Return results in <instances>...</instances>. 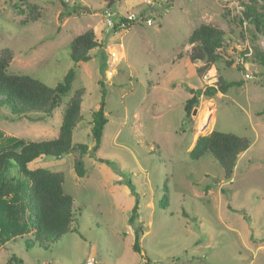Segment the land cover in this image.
<instances>
[{
	"label": "rangeland",
	"instance_id": "rangeland-1",
	"mask_svg": "<svg viewBox=\"0 0 264 264\" xmlns=\"http://www.w3.org/2000/svg\"><path fill=\"white\" fill-rule=\"evenodd\" d=\"M147 1L156 6L149 8ZM253 1L0 0V54H11L8 74L53 88L74 72L51 118L17 116L0 106V147L55 139L68 101L81 92V121L71 146L88 149L85 155L68 151L61 159L28 164L30 170L63 174V192L79 208L75 233L42 247L25 245L30 233L17 236L0 246V264H16L9 262L12 256L21 264H82L89 254L96 264H264V68L244 60L256 48L264 51V37L242 16ZM125 11L152 24L108 31L106 17ZM27 14L39 18L22 25ZM201 24L225 33L214 63L194 60L200 51L187 44ZM87 30L99 46L87 62L74 64L70 43ZM113 51L121 58L110 57ZM237 60L240 71L227 65ZM213 71L215 88L220 79L241 86L211 99L200 95L186 116L188 91L202 93V76ZM101 104L107 123L92 157L93 113ZM211 131L251 143L230 181L209 153L189 158L198 137ZM76 162L82 163V178ZM137 227L142 254L132 250Z\"/></svg>",
	"mask_w": 264,
	"mask_h": 264
},
{
	"label": "trees",
	"instance_id": "trees-1",
	"mask_svg": "<svg viewBox=\"0 0 264 264\" xmlns=\"http://www.w3.org/2000/svg\"><path fill=\"white\" fill-rule=\"evenodd\" d=\"M35 11L34 9L33 12ZM242 16L245 22L253 26L256 34L264 36V0H254L252 5L245 6ZM38 18L37 14H27L22 25L34 22ZM129 26L131 24L124 27ZM120 28L121 25L117 23L112 31L116 32ZM224 38L223 31L208 24H201L191 33L187 44L197 46L200 51L194 60L204 59L208 63H214L220 58V51L223 52ZM98 46L93 31L87 30L71 41L69 57L74 64L87 62L90 59L89 53ZM239 54L243 57L247 53ZM251 56L243 58L264 68V51L256 48ZM10 61L11 54L8 51L0 54V106H6L17 116L39 113L51 118L53 111L71 88L73 70H69L55 87L49 88L29 76L8 74ZM227 65H234L239 71L243 69L241 65L232 61L227 62ZM241 83L234 81L226 83L220 79L218 87L208 88L202 93L201 90L190 89L189 98L184 106L186 116L198 105L200 95L211 99L216 93L225 94L228 89L241 86ZM80 95L81 92H77L68 101L55 139L40 142L11 141L8 145L0 147V246L17 236L22 239L27 233H30L32 240L25 241V245L31 247L56 243L63 236L75 233L74 225L77 222L79 208H76L73 199L63 192V174L41 168L30 170L28 164L38 158H52L67 151H77L80 155L87 153L85 145L71 146L72 131L81 121ZM103 107L101 104L99 110L93 113L91 136L94 146L90 150L92 157L99 149L102 132L107 123ZM250 145L246 138L211 131L198 137L189 151V158L197 161L209 153L223 170L224 179L230 181L238 156ZM95 160L104 162L99 158ZM74 171L77 177L84 176L81 162L74 164ZM135 212L136 207L129 219L131 223ZM141 230V227L135 229L132 244V250L139 254L142 253ZM9 262L21 264L14 256ZM145 262L148 264V261Z\"/></svg>",
	"mask_w": 264,
	"mask_h": 264
},
{
	"label": "built area",
	"instance_id": "built-area-1",
	"mask_svg": "<svg viewBox=\"0 0 264 264\" xmlns=\"http://www.w3.org/2000/svg\"><path fill=\"white\" fill-rule=\"evenodd\" d=\"M146 5L149 8H154V6H156V3L154 1H147ZM117 23L120 24L121 27H124L126 24H140V23H144L145 25H150V24H152V20L151 19H147L142 14L138 15V14H134V13H131V12H128V11H125L124 13L119 14V15H115V17L113 15H110V14L106 17L105 26H106L108 31L112 30L114 25L117 24ZM262 43H263V49H264V38L262 40ZM109 56L112 57V58L118 56V58H119L120 54H118L117 52L113 51V52L109 53ZM236 62L237 63H235V64L239 63V65L240 64L242 65V61H241V63H240L239 60H237ZM201 83L203 85V88H205V90L208 89V88H215V85L217 84L216 72L215 71H213V73L206 72L202 76ZM95 263H96V260L92 256L87 257L85 262H84V264H95Z\"/></svg>",
	"mask_w": 264,
	"mask_h": 264
},
{
	"label": "water",
	"instance_id": "water-1",
	"mask_svg": "<svg viewBox=\"0 0 264 264\" xmlns=\"http://www.w3.org/2000/svg\"><path fill=\"white\" fill-rule=\"evenodd\" d=\"M225 1H227V0H225ZM68 153V151L67 152H65V153H62V154H60V155H58V156H56L55 157V159H61L65 154H67Z\"/></svg>",
	"mask_w": 264,
	"mask_h": 264
},
{
	"label": "crops",
	"instance_id": "crops-1",
	"mask_svg": "<svg viewBox=\"0 0 264 264\" xmlns=\"http://www.w3.org/2000/svg\"><path fill=\"white\" fill-rule=\"evenodd\" d=\"M142 254V253H141ZM90 256H92V254H89V256H86L84 259H83V262H82V264H84V262H85V260H86V258L87 257H90ZM96 264V263H95Z\"/></svg>",
	"mask_w": 264,
	"mask_h": 264
},
{
	"label": "bare ground",
	"instance_id": "bare-ground-1",
	"mask_svg": "<svg viewBox=\"0 0 264 264\" xmlns=\"http://www.w3.org/2000/svg\"><path fill=\"white\" fill-rule=\"evenodd\" d=\"M207 123V122H206ZM205 124V123H204Z\"/></svg>",
	"mask_w": 264,
	"mask_h": 264
}]
</instances>
